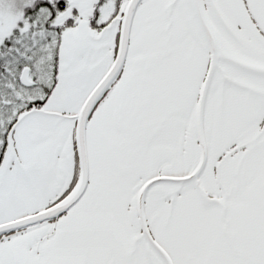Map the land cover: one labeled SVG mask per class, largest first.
<instances>
[{"label": "snow or ice", "instance_id": "snow-or-ice-1", "mask_svg": "<svg viewBox=\"0 0 264 264\" xmlns=\"http://www.w3.org/2000/svg\"><path fill=\"white\" fill-rule=\"evenodd\" d=\"M0 264H264V0H0Z\"/></svg>", "mask_w": 264, "mask_h": 264}]
</instances>
